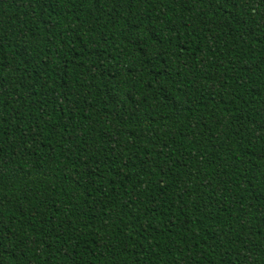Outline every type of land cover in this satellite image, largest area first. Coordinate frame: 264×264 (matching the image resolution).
<instances>
[{
  "label": "trees",
  "instance_id": "1",
  "mask_svg": "<svg viewBox=\"0 0 264 264\" xmlns=\"http://www.w3.org/2000/svg\"><path fill=\"white\" fill-rule=\"evenodd\" d=\"M0 264H264V0H0Z\"/></svg>",
  "mask_w": 264,
  "mask_h": 264
}]
</instances>
